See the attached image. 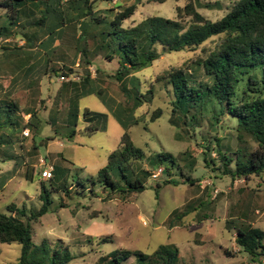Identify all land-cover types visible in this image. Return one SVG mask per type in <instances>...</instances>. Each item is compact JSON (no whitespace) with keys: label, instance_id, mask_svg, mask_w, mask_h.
I'll list each match as a JSON object with an SVG mask.
<instances>
[{"label":"rangeland","instance_id":"obj_1","mask_svg":"<svg viewBox=\"0 0 264 264\" xmlns=\"http://www.w3.org/2000/svg\"><path fill=\"white\" fill-rule=\"evenodd\" d=\"M133 1H102L101 7L113 8ZM199 1L212 2L214 8L199 7L198 10L206 17L218 20L235 0ZM186 2L142 0L135 14L125 23H138L153 14L175 17L176 8ZM55 3L59 10L51 25L49 19L36 26L25 22L19 27V21L13 20L6 11L0 16V29L15 39L13 48L1 50L0 99L8 95L20 106L38 110L42 124L40 132L29 127L30 135L24 138L20 112L4 107L0 110V211L6 212L10 203L25 206L28 215L40 208L44 179L36 176L32 182L26 176L27 167L30 173L34 168L36 175L42 164H53L55 177L45 182L51 203L47 202V213L31 223L32 236L36 244L44 238L63 242L71 253L77 255L69 264H95L101 257L122 249L152 253L161 244L179 248L180 257L176 264H264V257L252 258L248 252L240 251L236 242L238 229L249 223L264 230V185L255 177L232 180L208 168L200 146L204 145V136L198 133L191 138L184 128L171 124L170 93L162 87L163 83L154 82L166 69L180 66L196 56L200 49L165 54L152 66L137 73L143 81L153 82L155 94L149 95L152 98L150 103L135 110L132 103L126 102L119 82L113 76L86 83L83 89L90 93L74 100L73 93H81L83 89L77 90L78 83H64L57 78L62 69L66 68L68 72L70 66L77 71L80 68V53L75 48L80 27L79 23H72L71 14L63 12L62 4ZM63 22L66 24L61 26ZM23 41L27 46L16 48L17 44L23 45ZM1 42L5 43L4 39ZM28 47L35 50H28ZM95 63L90 67L94 77L97 76L96 66L104 67L109 73H115L118 68L116 62L101 57ZM46 66L53 69L57 80L41 75ZM72 100L80 107L76 124L66 121ZM158 107L163 109L162 115L151 121V114ZM87 108L98 116L93 122L87 120ZM94 123L98 129L92 131L90 127ZM228 124L226 120L219 133L224 136L226 145L234 149L235 133ZM126 128L135 145L145 151L142 166L157 177H148L147 188L142 192L109 194V189L100 184L83 188L79 181L99 175ZM202 130L204 135L215 133V127L208 124ZM5 133L10 134L11 141ZM184 151H189L191 156L183 155ZM161 152L176 156L178 165H169L171 170L174 169L171 176L162 172L165 164L157 167L152 162L151 156ZM13 154L14 158H11ZM21 156L24 157L23 164L17 167ZM185 161L194 162V167L190 168ZM184 176L195 179V183L182 182ZM169 178L179 182L168 183L157 191L158 181ZM62 184L61 189L52 188ZM225 250L234 254L227 255ZM20 254L18 242L3 243L0 245V264H16ZM99 264L107 262L100 261ZM121 264H135V256Z\"/></svg>","mask_w":264,"mask_h":264},{"label":"trees","instance_id":"obj_2","mask_svg":"<svg viewBox=\"0 0 264 264\" xmlns=\"http://www.w3.org/2000/svg\"><path fill=\"white\" fill-rule=\"evenodd\" d=\"M102 1L112 0H0V16L6 11L13 20L19 21V27H23L25 22L36 26L47 23L49 19L52 20L51 25L59 10L55 2L62 4L63 12L71 14L72 23H79L80 35L75 48L80 53V68L77 71L70 66L68 72L65 68L58 75H79L82 79L80 82H64L78 83L77 90L83 89L91 80H104L105 77L113 76L119 82L126 102L132 103L133 110L150 103L152 98L149 95L155 94L153 82L143 81L137 73L152 66L165 54L200 49L196 56L180 66H171L154 81L163 83L162 87L170 93V122L173 126L184 128L191 138L198 133L204 136V145H200L203 148V160L218 175L232 180L255 177L264 185V0H235L218 20L208 18L198 10L199 7L214 8L212 2L187 0L184 6L176 8L175 17L153 14L133 24L125 22L135 14L142 0H134L129 5L118 4L113 8L101 7ZM65 24L63 22L61 26ZM5 38L14 37L1 28L0 42ZM100 57L116 62L118 68L115 73H109L104 67L96 66L97 76L93 78L90 67ZM53 76L51 72L50 80ZM89 93H85L84 89L81 93H73L74 100H78L79 95ZM3 107L20 112L23 123L21 134L24 138L23 129L26 127L41 131L38 110L24 108L8 95L0 99V110ZM162 111L158 107L150 120L159 118ZM79 114V104L72 100L66 121L76 124ZM95 114L87 108V120H96L98 116ZM226 120L230 123L228 127L235 133L234 149L226 145L224 136L219 133ZM207 124L215 127L213 135H204L202 128ZM90 129L95 131L98 127L95 124ZM5 136L11 141L10 134L5 133ZM34 147L37 145L34 144ZM182 154L191 156L188 155L189 151ZM11 158H14V154ZM145 159V151L135 145L126 128L118 147L109 154L108 162L101 168L99 175L79 183L83 188L100 184L104 189H109V194L142 192L147 188V178L153 177L151 171L142 166ZM151 159L157 167L165 164L162 172L170 176L174 169L171 170L169 165H178L176 156L170 152L158 153ZM23 160L21 156L17 167L23 164ZM188 164L192 168L195 163ZM43 168L41 166V170ZM55 172L54 166L52 177L42 180L40 197L43 205L32 211L31 215H28L25 206L20 207L16 203L7 205L6 212L0 211V245L13 242L21 245L16 264H69L77 257L63 242H52L48 238H44L40 244L33 241L31 223L38 221L48 211L47 202L50 204L51 199L45 182L51 181ZM26 176L32 182L36 176L41 178L40 172L35 175L33 168L30 173L28 167ZM185 180L195 183V179L189 176H184L181 181ZM178 182L171 178L159 180L156 190L168 183ZM63 185L52 188L61 189ZM69 189L72 190L71 186ZM208 197L210 199V195ZM243 215L247 217L245 213ZM263 239L264 230L252 223L239 228L236 236L240 251L248 252L252 258L264 257ZM225 253L234 254L230 250H225ZM107 256L101 257L95 264L100 261L121 264L131 256H135V264H176L180 251L175 245L161 244L152 253L122 249L112 251Z\"/></svg>","mask_w":264,"mask_h":264},{"label":"built area","instance_id":"obj_3","mask_svg":"<svg viewBox=\"0 0 264 264\" xmlns=\"http://www.w3.org/2000/svg\"><path fill=\"white\" fill-rule=\"evenodd\" d=\"M78 81L80 80V77L78 75H74V74H70V75H66V74H61L58 77V81L60 82H67V81ZM23 135L25 137H28L30 135V129L28 127L23 129ZM43 165V169L40 170V177L42 179H48L52 177V172L54 169V165L53 164H42ZM154 177H157L156 174H153Z\"/></svg>","mask_w":264,"mask_h":264},{"label":"crops","instance_id":"obj_4","mask_svg":"<svg viewBox=\"0 0 264 264\" xmlns=\"http://www.w3.org/2000/svg\"><path fill=\"white\" fill-rule=\"evenodd\" d=\"M74 34V33H73ZM80 35V34H79ZM78 35V36H79ZM4 41H5V43L4 42H0V55H2L3 54V52L1 53V50H5V49H9L10 47L11 48H13L14 47V44H15V39H13V38H5L4 39ZM77 44V43H76ZM20 47L21 46V48H23V47H26L27 45L24 43V41H23V45H16V47ZM31 46H33V45H31ZM29 49L28 50H35L34 49V47H28ZM80 55V54H79ZM79 60H80V57H79ZM52 72V74H53V69L52 68H48V66H46L43 70H42V76H47V75H50V73ZM59 77V76H58ZM92 77L94 78V76H93V74H92ZM58 79V78H57ZM57 79H55V77L53 76L52 78H51V80L53 81V80H57Z\"/></svg>","mask_w":264,"mask_h":264}]
</instances>
